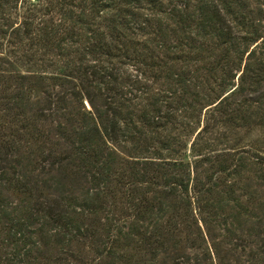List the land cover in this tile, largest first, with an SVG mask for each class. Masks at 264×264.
I'll use <instances>...</instances> for the list:
<instances>
[{"label":"trees","instance_id":"16d2710c","mask_svg":"<svg viewBox=\"0 0 264 264\" xmlns=\"http://www.w3.org/2000/svg\"><path fill=\"white\" fill-rule=\"evenodd\" d=\"M254 128L264 0H0V261L264 264Z\"/></svg>","mask_w":264,"mask_h":264},{"label":"rangeland","instance_id":"374dc122","mask_svg":"<svg viewBox=\"0 0 264 264\" xmlns=\"http://www.w3.org/2000/svg\"><path fill=\"white\" fill-rule=\"evenodd\" d=\"M264 136L263 133H261V131L259 129H253V131L251 132V134L247 137V139L245 140L246 143L248 144H252L253 142L255 143L257 139H260ZM259 144V143H258ZM255 145H257L255 143ZM259 145H263V144H259ZM3 249L0 247V256H2L3 254ZM0 264H6L2 258V260L0 261Z\"/></svg>","mask_w":264,"mask_h":264}]
</instances>
